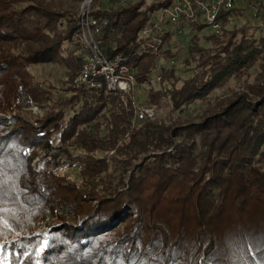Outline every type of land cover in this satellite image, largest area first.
<instances>
[{
	"label": "trees",
	"instance_id": "16d2710c",
	"mask_svg": "<svg viewBox=\"0 0 264 264\" xmlns=\"http://www.w3.org/2000/svg\"><path fill=\"white\" fill-rule=\"evenodd\" d=\"M80 1L0 0V264H264V29L230 26L236 7L218 33L155 29L171 0H94L103 52L135 77L130 100L73 81ZM41 63L69 82L36 79ZM32 105L41 118L20 113ZM138 105L155 113L138 119Z\"/></svg>",
	"mask_w": 264,
	"mask_h": 264
},
{
	"label": "built area",
	"instance_id": "2783aa9c",
	"mask_svg": "<svg viewBox=\"0 0 264 264\" xmlns=\"http://www.w3.org/2000/svg\"><path fill=\"white\" fill-rule=\"evenodd\" d=\"M238 1L250 6L255 16H258L260 6H264V0H171L170 6L161 11L154 28L160 29L157 25L162 27L167 22L178 25L185 20L205 24L218 33L222 28L218 14L235 8ZM78 22L79 40L83 52L81 54L82 64L74 82L91 83L92 86L102 87L113 95L121 92L129 94L131 90L133 91L136 80L124 64V58L121 55L108 57L100 46L102 26L106 25V21L101 25L98 20L88 14V10L84 9L78 17ZM142 33L149 36L153 33V28H147ZM152 39L160 42L157 36ZM157 79L159 80L160 77L157 76ZM134 112L138 119L152 117L154 114L152 108L142 105L135 106Z\"/></svg>",
	"mask_w": 264,
	"mask_h": 264
},
{
	"label": "rangeland",
	"instance_id": "374dc122",
	"mask_svg": "<svg viewBox=\"0 0 264 264\" xmlns=\"http://www.w3.org/2000/svg\"><path fill=\"white\" fill-rule=\"evenodd\" d=\"M59 1L62 2L63 0H59ZM93 1L94 0H81L77 6V11H78L77 16L79 17V15L82 13V11L84 9L88 10V14H90V16L92 18H95L96 20H98V22H100L102 25L103 22L106 21L105 19L100 21L99 19H97L96 17L91 15V12H92L91 4ZM100 2L102 4L101 5L102 8L108 7L107 0H101ZM235 7L239 8L242 13L239 15V17L234 19L233 23L230 26H234L235 24L239 26L241 24H244L245 22H249V24L252 23L256 26H259L260 29H262V30L264 29V6L263 5L260 6L259 11L257 12L258 16H255L254 10L252 8H250V6H248L247 4L243 3L242 1H238L235 4ZM78 24H79V22H78ZM106 24H107V22H106ZM166 24H168V22L164 23V25H166ZM102 27H104V25ZM177 27H178V25H177ZM157 28H160V26L157 25ZM211 32H213V29L210 26H207L202 30V33H211ZM185 35H187V36L191 35V31L188 28L183 29V33L180 34V38L178 40L180 42L186 43L187 38L183 37ZM100 38H101V43H100V46H101L102 39H103L102 33L100 35ZM174 41L175 40H173V42ZM182 45H183V43H182ZM182 45L178 44V46H179L178 50H179V56H180L179 58H183L185 55L184 53H185V47L186 46L184 44L183 47L180 48V46H182ZM82 52L83 51L81 49L79 51V54H82ZM81 64H82V61H81ZM30 70L34 74L35 78L38 80H43L46 82H50L52 84H63V83L69 82V79L67 76V70L61 64L41 63V64L33 65ZM78 72H79V70L77 71V74H78ZM77 74L73 78V81H75ZM232 86H233V83L229 82L226 85H224L223 87H220V88L216 89L215 91H213L211 93V96L214 97L212 100V103L215 102L216 98H222L223 99V98L229 96L233 92V91H229ZM1 89H2V86H0V90ZM140 92L141 91H139V93ZM126 93H128V92H126ZM110 94H112V93H110ZM136 95H138V93H136ZM112 96H114V95L112 94ZM132 96L135 97V94L131 90L127 97L131 100ZM140 96H141V94H140ZM114 97H116V96H114ZM205 107H206L205 102H199L197 104H193L190 107H188L186 112L182 113L181 118L192 117L194 119H197L198 116H200L203 113L202 111H204ZM153 112L155 113L154 109H153ZM20 113L23 116L29 118L30 120H35L36 118H41L44 115V109L40 108L39 106L32 105L31 107H25L22 109L20 108ZM36 160H37V158H34L32 160V162H31L32 168L37 166V164L35 163ZM35 164H36V166H35ZM65 171H66V169L62 170V172H65ZM0 209H4V208H0ZM0 212H3V211L0 210Z\"/></svg>",
	"mask_w": 264,
	"mask_h": 264
},
{
	"label": "snow or ice",
	"instance_id": "6c2138e0",
	"mask_svg": "<svg viewBox=\"0 0 264 264\" xmlns=\"http://www.w3.org/2000/svg\"><path fill=\"white\" fill-rule=\"evenodd\" d=\"M45 245H47V241H45Z\"/></svg>",
	"mask_w": 264,
	"mask_h": 264
}]
</instances>
